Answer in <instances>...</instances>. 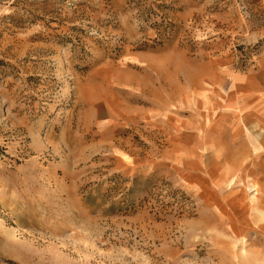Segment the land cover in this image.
Wrapping results in <instances>:
<instances>
[{
	"label": "rangeland",
	"instance_id": "rangeland-1",
	"mask_svg": "<svg viewBox=\"0 0 264 264\" xmlns=\"http://www.w3.org/2000/svg\"><path fill=\"white\" fill-rule=\"evenodd\" d=\"M0 264H264V0H0Z\"/></svg>",
	"mask_w": 264,
	"mask_h": 264
}]
</instances>
